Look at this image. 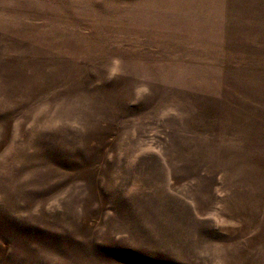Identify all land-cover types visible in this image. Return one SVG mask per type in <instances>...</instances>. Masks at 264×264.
<instances>
[{"label": "rangeland", "instance_id": "1", "mask_svg": "<svg viewBox=\"0 0 264 264\" xmlns=\"http://www.w3.org/2000/svg\"><path fill=\"white\" fill-rule=\"evenodd\" d=\"M0 264H264V0H0Z\"/></svg>", "mask_w": 264, "mask_h": 264}]
</instances>
